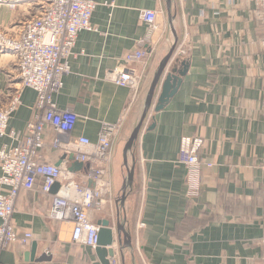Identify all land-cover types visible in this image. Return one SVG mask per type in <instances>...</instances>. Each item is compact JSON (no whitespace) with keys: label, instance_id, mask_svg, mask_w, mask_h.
<instances>
[{"label":"crops","instance_id":"1","mask_svg":"<svg viewBox=\"0 0 264 264\" xmlns=\"http://www.w3.org/2000/svg\"><path fill=\"white\" fill-rule=\"evenodd\" d=\"M6 1L13 6L0 3V31L19 28L37 12L29 0ZM93 1L92 30L78 35L70 73L54 97L58 108L78 116L72 139L96 142L101 123L123 118L113 145L106 209L92 212L90 220L109 221L119 264H264V34L258 0H173L176 46H186L172 64L185 60L187 73L169 104L151 112L126 156L124 147L153 75L174 42L166 1ZM143 10L157 13L152 49L147 47L145 66L125 64V56L141 48L139 41L147 34ZM117 68L142 72L134 99L128 89L107 81ZM16 77L15 55L0 52V108L9 102ZM35 101L34 91H22L8 133L25 135ZM192 137L203 142L197 153L201 169L183 162L182 141ZM51 138L47 132L41 161L69 168L71 161L51 148ZM15 144L6 136L0 150ZM83 171L74 175L81 185ZM40 185L38 180L32 190H21L14 204L15 230L21 236L30 233L33 240L4 250L0 264H32L33 243V257L48 254L59 264H101L95 252L71 243L70 223L48 217L60 183L48 196ZM5 189L0 185V194Z\"/></svg>","mask_w":264,"mask_h":264},{"label":"built area","instance_id":"2","mask_svg":"<svg viewBox=\"0 0 264 264\" xmlns=\"http://www.w3.org/2000/svg\"><path fill=\"white\" fill-rule=\"evenodd\" d=\"M29 1L36 8L35 16L11 32L0 31V52L9 51L15 55L18 81L9 102L0 108V139L9 136L16 141L15 145L0 150V185L6 188L0 194V254L16 243L26 244L33 240L30 233L21 236L12 222L18 193L32 190L38 180L43 196L50 195L53 186L60 183L52 195L48 217L62 224L70 223L71 243L95 252L100 227L90 220V214L106 209L104 196L111 192L109 170L113 145L123 118L115 124L101 123L96 142L85 137L72 139L78 116L71 110L58 108L54 97L63 87V78L70 73V59L78 35L92 30L90 18L96 3L93 0ZM0 3L13 6L6 0H0ZM258 8L264 34V0H258ZM156 15L150 10L140 12L147 34L139 41L141 48L125 56V64L146 65L147 47L152 49L151 35L157 29ZM187 37L186 34L184 39ZM260 44L264 49V37ZM185 46L184 42L176 46L170 64L177 55L183 54ZM142 78V72L125 68H117L106 77L112 84L128 89L132 99L139 92ZM25 89L36 94L35 113L26 125L25 135L18 138L15 133L7 132V122L21 104V93ZM147 124L148 119L145 127ZM47 132L52 134V149L65 156L71 155L74 162L88 166L82 173L83 185L74 180L77 172L70 173L65 163L56 166L41 161L39 153L45 146ZM182 143L186 166L204 167L197 156L203 146L202 140L185 138ZM205 166L210 167L209 164ZM111 249L114 256L109 259V264H119L114 240Z\"/></svg>","mask_w":264,"mask_h":264},{"label":"water","instance_id":"3","mask_svg":"<svg viewBox=\"0 0 264 264\" xmlns=\"http://www.w3.org/2000/svg\"><path fill=\"white\" fill-rule=\"evenodd\" d=\"M166 1V11H167V21L169 30L173 36L174 42L169 50L168 54L161 60L159 63L150 86L148 88L147 94L145 96L142 112L140 119L134 126L126 144L124 147V154L127 155L128 152L133 148L138 135L142 129L145 127V123L147 117H149L150 112H160L162 111L171 101V99L175 96L178 89L181 86L182 79L185 77L187 73V63L185 60L178 62V64H170L173 54L175 52V48L177 45V35L175 29L173 27L174 15L172 13V4L173 0H165ZM147 127V126H146ZM153 127V126H152ZM149 127L148 130L152 129ZM68 160L71 161V166L68 168L70 173L78 172L81 170H87V165H83L82 163L74 162L73 157L68 156ZM57 164L56 166H58ZM133 178V171L130 170L127 174V186L131 185ZM100 227L98 233V246L95 249V254L99 259L101 264H109V259L114 256V251L111 249L113 244V230L110 227V223L107 220H102L97 223ZM37 251V245L32 244L30 255H31V263L32 264H59L57 262H53L52 256L48 254H41L38 257H33Z\"/></svg>","mask_w":264,"mask_h":264},{"label":"rangeland","instance_id":"4","mask_svg":"<svg viewBox=\"0 0 264 264\" xmlns=\"http://www.w3.org/2000/svg\"><path fill=\"white\" fill-rule=\"evenodd\" d=\"M151 112L149 113V116H150ZM148 118V117H147Z\"/></svg>","mask_w":264,"mask_h":264}]
</instances>
